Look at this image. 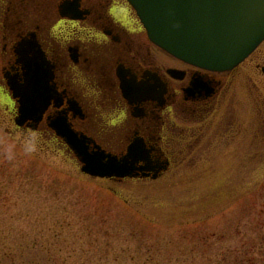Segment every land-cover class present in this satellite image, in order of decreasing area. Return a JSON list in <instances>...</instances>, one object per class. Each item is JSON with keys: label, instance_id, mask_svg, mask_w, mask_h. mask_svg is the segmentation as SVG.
<instances>
[{"label": "rangeland", "instance_id": "rangeland-1", "mask_svg": "<svg viewBox=\"0 0 264 264\" xmlns=\"http://www.w3.org/2000/svg\"><path fill=\"white\" fill-rule=\"evenodd\" d=\"M256 82L221 148L149 181L85 175L59 139L18 129L0 93V263L264 264V79Z\"/></svg>", "mask_w": 264, "mask_h": 264}, {"label": "flooded vegetation", "instance_id": "flooded-vegetation-1", "mask_svg": "<svg viewBox=\"0 0 264 264\" xmlns=\"http://www.w3.org/2000/svg\"><path fill=\"white\" fill-rule=\"evenodd\" d=\"M123 7L122 0H0V93L18 113L11 84L24 85L28 67L43 66L54 98L36 133L71 152L50 127L61 115L91 148L120 158L141 146L150 165L165 167L163 178L234 132L248 83L258 88L264 79V41L231 71L204 70L157 47L132 8L135 20L121 17Z\"/></svg>", "mask_w": 264, "mask_h": 264}, {"label": "water", "instance_id": "water-1", "mask_svg": "<svg viewBox=\"0 0 264 264\" xmlns=\"http://www.w3.org/2000/svg\"><path fill=\"white\" fill-rule=\"evenodd\" d=\"M144 24L154 44L169 55L193 66L228 71L241 63L264 40V0H127ZM47 69L30 65L24 85L11 84L19 99L16 124L31 121L35 129L54 98ZM51 126L70 146L81 171L96 178L156 179L163 166H152L141 146L134 144L118 158L78 137L56 117ZM139 161L147 163L136 167Z\"/></svg>", "mask_w": 264, "mask_h": 264}, {"label": "trees", "instance_id": "trees-1", "mask_svg": "<svg viewBox=\"0 0 264 264\" xmlns=\"http://www.w3.org/2000/svg\"><path fill=\"white\" fill-rule=\"evenodd\" d=\"M9 253H10V252H8V253H4V255H5V256H9V258H10V256L17 258L21 253L24 254V252H22L21 250L16 252L17 255H16V254H12V255H11V254H9ZM24 255H25V254H24ZM19 257H20V256H19ZM17 259H18V258H17ZM20 259H21V258H20ZM9 260L11 261L12 264H18L17 262H15V261H13V260H11V259H9ZM24 262H25L26 264H35L34 261L20 260V264H25ZM0 264H2V263H0ZM47 264H52V262H51V261H48Z\"/></svg>", "mask_w": 264, "mask_h": 264}]
</instances>
